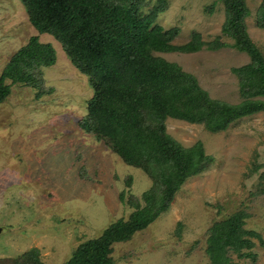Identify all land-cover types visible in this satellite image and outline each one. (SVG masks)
<instances>
[{"label": "rangeland", "instance_id": "obj_1", "mask_svg": "<svg viewBox=\"0 0 264 264\" xmlns=\"http://www.w3.org/2000/svg\"><path fill=\"white\" fill-rule=\"evenodd\" d=\"M108 1L126 4L152 28L178 29L175 45L200 36L197 52L153 55L196 79L201 113L158 122L152 111L136 137L143 148L119 150V132L105 137L85 125L94 123L96 87L87 67L75 65L23 0H0V79L10 90L0 103V264H65L103 238L110 264H264V108L248 111L264 95L251 55L224 33L227 1ZM245 4L244 30L264 56V0ZM49 44L53 64L32 60ZM22 50L30 54L17 60ZM19 68L26 83L13 81ZM160 143L167 165L163 149H151ZM179 169L185 179L158 213L163 172L179 176ZM138 211L153 218L143 229L134 227ZM236 214H243L240 238L214 263L208 248L225 242L217 225Z\"/></svg>", "mask_w": 264, "mask_h": 264}, {"label": "trees", "instance_id": "obj_2", "mask_svg": "<svg viewBox=\"0 0 264 264\" xmlns=\"http://www.w3.org/2000/svg\"><path fill=\"white\" fill-rule=\"evenodd\" d=\"M226 1L229 8L224 33L235 36L239 49L251 55L256 66L254 72L258 77L261 76L259 93L264 95V56L244 30V17L249 13L246 0ZM23 2L29 15L46 21L45 26L49 27L54 39L61 44L74 63L76 61L75 65L87 67L91 81L96 87L95 97L90 102V114L94 123L86 119L85 125L94 124L91 128L105 137L108 135L113 137L110 131L119 132L120 142L117 144L124 143L119 150L143 148L144 144L136 137L142 136L147 125L141 119L152 111L157 112L158 122L164 121L168 116L192 119L190 115L201 113L196 112L199 106L194 105V93L203 92L196 79L184 72L180 66L153 55L155 52H197L203 45L198 34L185 45H175L172 40L178 34V29L165 30L161 26L152 28L150 21L145 24L126 4L115 6L108 0H23ZM28 54L29 51L22 50L17 55V60ZM31 55L34 61L53 64L55 48L51 44L45 45ZM24 71L19 68V72L13 73V77L11 76L13 81L23 83L29 81L30 77ZM9 94V87L0 79V103L4 102ZM259 108H264V103L257 102L246 109L252 113ZM154 136L157 134L154 133ZM157 147L163 149L161 155L165 157L163 162L167 165L165 144L160 143L151 149L157 150ZM123 156L128 158V153L123 152ZM129 163L134 164L130 159ZM162 168L169 169L168 166ZM179 170V176L177 170L163 172L168 175L162 178L166 187L164 197L158 206V213H162L168 207L185 179L186 170ZM176 176L178 177L175 181L173 179ZM138 213L139 211L133 218L135 228L143 229L153 221V218L145 213ZM242 218L243 214H236L217 225L220 229L216 228V235L225 242L219 248L220 251L212 246L208 248L214 263L224 256L225 251L222 250L231 244L232 239L240 238L244 223ZM103 239L105 240H102V245L79 249L65 264H110L106 258L109 242L106 238Z\"/></svg>", "mask_w": 264, "mask_h": 264}]
</instances>
